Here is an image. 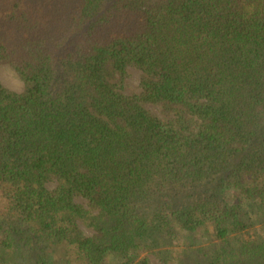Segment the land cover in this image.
I'll return each instance as SVG.
<instances>
[{
  "label": "trees",
  "instance_id": "obj_1",
  "mask_svg": "<svg viewBox=\"0 0 264 264\" xmlns=\"http://www.w3.org/2000/svg\"><path fill=\"white\" fill-rule=\"evenodd\" d=\"M0 64V264H264V0H0Z\"/></svg>",
  "mask_w": 264,
  "mask_h": 264
},
{
  "label": "rangeland",
  "instance_id": "obj_2",
  "mask_svg": "<svg viewBox=\"0 0 264 264\" xmlns=\"http://www.w3.org/2000/svg\"><path fill=\"white\" fill-rule=\"evenodd\" d=\"M139 77L140 71L138 69H136L135 67L127 68V76L125 79V93L131 94L138 91ZM0 82L8 89L16 92L23 91L25 87L24 82L19 78L15 70L7 64H0ZM147 108L150 109L153 113L158 114L157 106L147 105ZM76 202L81 204L85 203V201L81 198H76ZM81 228L86 234L91 233L90 230L82 226ZM141 256L146 257L149 264H164L154 254L142 253Z\"/></svg>",
  "mask_w": 264,
  "mask_h": 264
}]
</instances>
